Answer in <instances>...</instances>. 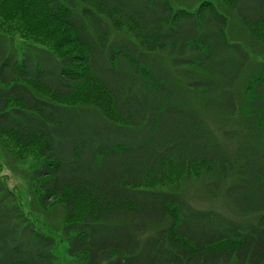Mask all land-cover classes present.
<instances>
[{"label":"trees","instance_id":"trees-1","mask_svg":"<svg viewBox=\"0 0 264 264\" xmlns=\"http://www.w3.org/2000/svg\"><path fill=\"white\" fill-rule=\"evenodd\" d=\"M34 2L62 31L24 32L34 52L0 31V137L73 222L41 223L0 175V264H264V57L230 37L233 17L264 56V0ZM208 114L239 117L235 148ZM193 179L237 215L194 207Z\"/></svg>","mask_w":264,"mask_h":264},{"label":"rangeland","instance_id":"rangeland-1","mask_svg":"<svg viewBox=\"0 0 264 264\" xmlns=\"http://www.w3.org/2000/svg\"><path fill=\"white\" fill-rule=\"evenodd\" d=\"M173 3L177 6H191L189 0H173ZM39 9L45 11L44 7L35 3L34 0H10L0 4V31L6 32L4 33L5 38L9 41L10 46L13 45L19 52L23 49L28 52L33 50L34 52L38 48L36 40L28 35H26L28 39L23 37L22 34L26 31L32 32L35 36L41 33L43 26L48 27L46 30L49 31H59V33L62 31L60 24L51 23L45 17L37 18ZM231 20V39L240 40L245 44L246 49L250 53L252 63L254 58L255 60L263 58L264 56L261 55L263 52L261 45H257L247 38L249 35L241 28L242 26L235 18L232 17ZM113 34L116 37H121L120 33L114 32ZM205 119L214 130L213 132L216 138L224 146L230 150L235 148L236 142L234 140H228L223 132L224 130L239 128V117L208 114L205 115ZM11 142L15 144L11 146ZM262 146L264 147V145ZM34 164L35 161L33 158L19 148L16 140L12 136L3 135V138L0 137V175L3 178L4 176L7 177L8 182H5L8 183V187L22 198L23 203L33 212L38 221L45 223L51 228L62 230V234L65 235L64 230H68L66 224L73 222L70 214H68V206L65 203L67 195L60 199H53L54 201L47 206L40 205L41 199L38 195L36 197L31 183V170ZM180 191H182L186 198H189L196 208H215L231 217L237 215L235 208L222 191L216 197H211L212 195L207 194L205 191L203 182L200 179H193L189 182L182 183ZM76 207L77 205L75 206L74 212L77 209L78 214L76 215L80 217L82 213H79L80 208ZM252 220L255 219L251 218ZM64 260L73 263L69 256L64 258Z\"/></svg>","mask_w":264,"mask_h":264}]
</instances>
